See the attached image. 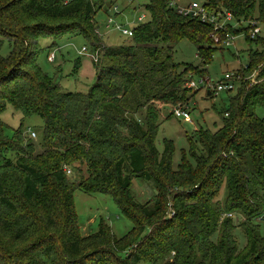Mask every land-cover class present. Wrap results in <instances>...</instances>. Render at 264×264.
Segmentation results:
<instances>
[{"label": "trees", "instance_id": "1", "mask_svg": "<svg viewBox=\"0 0 264 264\" xmlns=\"http://www.w3.org/2000/svg\"><path fill=\"white\" fill-rule=\"evenodd\" d=\"M113 0H0V264H264V33L254 38L252 21L264 27V0H206L211 12H229L225 33L245 35L256 48L247 68L261 80H241L216 131L200 127L186 137L174 163L175 145L156 137L162 106H188L194 96L186 73L207 74L217 43L214 26L179 13L169 0H147L146 18L132 37L106 47L95 33L97 14ZM148 17V19H147ZM248 25L244 26L243 22ZM81 35L99 50L96 81L86 92L65 91L43 71L37 56L42 37L55 43ZM183 38L198 47L201 64L179 72L173 47ZM82 66L77 59L73 73ZM209 91V92H208ZM215 93L208 88L207 97ZM11 105L23 115L9 138L1 119ZM44 124L36 143L25 120ZM172 115V114H171ZM39 146L42 150H38ZM88 176L79 175L81 167ZM68 170L71 172L68 173ZM134 177L152 181L156 193L146 203L131 194ZM111 196L133 227L117 236L102 219L84 235L74 192ZM170 211H173L172 216ZM246 244L238 248L236 221Z\"/></svg>", "mask_w": 264, "mask_h": 264}, {"label": "rangeland", "instance_id": "2", "mask_svg": "<svg viewBox=\"0 0 264 264\" xmlns=\"http://www.w3.org/2000/svg\"><path fill=\"white\" fill-rule=\"evenodd\" d=\"M117 10L106 12L100 11L96 19L98 21L95 33L101 38V43L106 47L119 46L128 41V37L123 35L114 25L107 27L108 16H112L116 23L123 24L129 29H133L137 23V16L145 14V5L147 0H113ZM193 1L204 4L206 0H175L179 6H187ZM111 8V9H112ZM148 19V17H147ZM232 25H239L232 22ZM244 26L248 25L247 21L243 22ZM264 33V27L259 23ZM37 45L43 50L37 56V63L43 71L50 74L54 81L58 83L65 91H81L86 92L89 87L96 81L97 71L94 67L92 45L81 35H65L56 43L52 38L42 37L38 40ZM83 47L87 48L86 52L80 53ZM251 48H256L245 39L244 34L236 35L231 45L218 44L217 51L214 54L213 61L206 66L207 74L205 78H209V82L193 89L194 96L190 98L187 110L190 113L189 119L176 118L173 115V107L168 105L162 106V117L159 125V132L156 137L157 147L160 150L164 148L166 139L172 140L176 151L174 155V163L177 164L180 160V150L187 147L186 137L193 135L200 127L209 128L211 131L218 130L222 125V117L220 112L225 111L229 106L230 96L235 94V91H222L214 97H207V89L210 86L216 85L227 72H235L241 66L248 64V51ZM12 51V42L10 39H5L1 47V55L9 56ZM55 53V59H50V54ZM81 59L82 66L78 73H73L75 61ZM173 61L178 64L179 72L187 65L198 66L201 64L198 56V47L187 38H183L174 44ZM186 79H192L196 83H200L202 79L197 73L187 72ZM209 86V87H208ZM209 92V91H208ZM186 107V105H185ZM256 113L260 117H264V108L257 107ZM172 114V115H171ZM22 113L8 105L2 113L1 119L6 124L5 132L9 138L14 136L15 130L19 128L22 121ZM44 121L39 116H31L26 118V132L35 131L36 136L33 139L36 143L40 139V129ZM38 150H42L39 146ZM81 173L77 175L70 174L71 179L80 180L82 176H88L87 168L81 167ZM156 193L152 181L143 180L137 177L132 179L131 194L138 202L146 203ZM75 206L79 219L80 229L84 235L95 232L102 219H104L113 229L117 236H123L133 227L131 220L126 218L120 206L115 200L103 193H87L80 189L74 192ZM172 216L173 211H170ZM236 221L234 229L235 238L238 241V248L242 249L246 244V236L239 224L242 221L241 215L232 214ZM262 226L264 232V220L258 222ZM139 264H149L144 261Z\"/></svg>", "mask_w": 264, "mask_h": 264}, {"label": "built area", "instance_id": "3", "mask_svg": "<svg viewBox=\"0 0 264 264\" xmlns=\"http://www.w3.org/2000/svg\"><path fill=\"white\" fill-rule=\"evenodd\" d=\"M169 3L171 6L176 8V10L179 13L185 14V15H190L192 17L199 18L203 22H210L214 26V32L212 33V37L217 44H225L226 46L231 45L232 41L234 40L235 36L230 34V33H225V39L220 41L219 35L217 34L216 31H225L227 29V24L233 22V17L229 12H222V11H217V12H211L209 9L205 6V4H200L199 2L193 1L187 6H179L175 2V0H169ZM111 10H117V7L114 6ZM146 18L145 14H140L137 16V23L144 21ZM112 24H115L114 26L125 36L127 37H132L133 35V29H129L128 27H125L123 24H119L115 22L114 17L108 16V21H107V27H110ZM252 24L254 25V28L251 31V37L254 38L262 33V28L259 26V23L257 21H252ZM87 48L83 47L80 53L86 52ZM93 58L95 61L98 60L99 57V50H97L93 55ZM50 59L54 60L55 59V53L50 54ZM244 68H247V65L244 66ZM258 71H254L251 75L249 76H242L239 73L236 72H227L224 75V78L221 79L216 85L210 86L211 88L210 91L212 90L215 95H217L219 92L222 91H234L238 88V86L241 83V80H249V85H253L260 81L261 79L258 78ZM202 79L200 80V83H196L193 80H189L186 82V87L188 88H196L198 85H203L205 83L209 82V78L201 77ZM209 87V86H208ZM187 106H174L173 107V115L176 118H183V119H189L190 118V113L186 109ZM32 137L36 136L35 131H30ZM71 171L68 170V173ZM228 216L232 217V214H228ZM258 221L264 220V214L260 215L257 219Z\"/></svg>", "mask_w": 264, "mask_h": 264}, {"label": "water", "instance_id": "4", "mask_svg": "<svg viewBox=\"0 0 264 264\" xmlns=\"http://www.w3.org/2000/svg\"><path fill=\"white\" fill-rule=\"evenodd\" d=\"M99 78V77H98Z\"/></svg>", "mask_w": 264, "mask_h": 264}]
</instances>
